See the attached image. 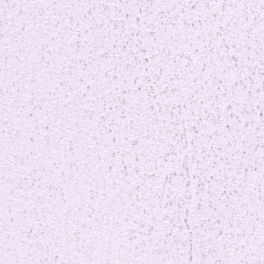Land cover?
Returning a JSON list of instances; mask_svg holds the SVG:
<instances>
[{"label":"snow or ice","instance_id":"6c2138e0","mask_svg":"<svg viewBox=\"0 0 264 264\" xmlns=\"http://www.w3.org/2000/svg\"><path fill=\"white\" fill-rule=\"evenodd\" d=\"M0 264H264V0H0Z\"/></svg>","mask_w":264,"mask_h":264}]
</instances>
